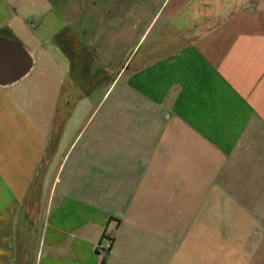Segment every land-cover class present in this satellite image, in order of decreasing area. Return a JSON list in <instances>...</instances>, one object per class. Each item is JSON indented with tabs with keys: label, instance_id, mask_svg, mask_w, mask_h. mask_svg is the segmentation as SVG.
I'll list each match as a JSON object with an SVG mask.
<instances>
[{
	"label": "crops",
	"instance_id": "0c3cea01",
	"mask_svg": "<svg viewBox=\"0 0 264 264\" xmlns=\"http://www.w3.org/2000/svg\"><path fill=\"white\" fill-rule=\"evenodd\" d=\"M107 2L0 0V264H264V0Z\"/></svg>",
	"mask_w": 264,
	"mask_h": 264
},
{
	"label": "built area",
	"instance_id": "2783aa9c",
	"mask_svg": "<svg viewBox=\"0 0 264 264\" xmlns=\"http://www.w3.org/2000/svg\"><path fill=\"white\" fill-rule=\"evenodd\" d=\"M113 245V237L109 235H103L101 241L99 242L97 248L98 252L102 255H106L111 251Z\"/></svg>",
	"mask_w": 264,
	"mask_h": 264
},
{
	"label": "rangeland",
	"instance_id": "374dc122",
	"mask_svg": "<svg viewBox=\"0 0 264 264\" xmlns=\"http://www.w3.org/2000/svg\"><path fill=\"white\" fill-rule=\"evenodd\" d=\"M105 1H108L106 4L108 5V3H110V1H112V0H105ZM170 5H173V0H171V2H170ZM102 14L104 13V11L103 12H101ZM215 21H212V22H210L209 23V25L210 24H212V23H214ZM151 38V37H150ZM149 38V39H150ZM187 41V40H186ZM168 47V46H167ZM170 47H172V45H170ZM35 103H36V101L34 100V98H31V99H29V107L30 108H35ZM33 113H34V111H33ZM33 115H31V117H32ZM34 117V116H33ZM33 119V118H32ZM31 119V120H32ZM40 172H42V169H41V171ZM34 190H36L38 193H40L41 192V188L40 187H38V185H36V187L34 188ZM36 205H34V207H35Z\"/></svg>",
	"mask_w": 264,
	"mask_h": 264
},
{
	"label": "trees",
	"instance_id": "16d2710c",
	"mask_svg": "<svg viewBox=\"0 0 264 264\" xmlns=\"http://www.w3.org/2000/svg\"><path fill=\"white\" fill-rule=\"evenodd\" d=\"M102 264H104V261L102 262Z\"/></svg>",
	"mask_w": 264,
	"mask_h": 264
}]
</instances>
